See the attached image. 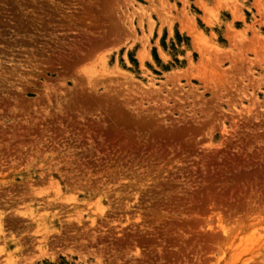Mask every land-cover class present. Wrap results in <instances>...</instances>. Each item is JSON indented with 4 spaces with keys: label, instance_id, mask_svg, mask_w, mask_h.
Instances as JSON below:
<instances>
[{
    "label": "rangeland",
    "instance_id": "rangeland-1",
    "mask_svg": "<svg viewBox=\"0 0 264 264\" xmlns=\"http://www.w3.org/2000/svg\"><path fill=\"white\" fill-rule=\"evenodd\" d=\"M0 264H264V0H0Z\"/></svg>",
    "mask_w": 264,
    "mask_h": 264
}]
</instances>
